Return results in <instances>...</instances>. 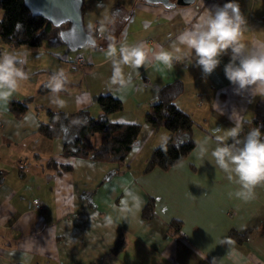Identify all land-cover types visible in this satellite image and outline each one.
Segmentation results:
<instances>
[{
  "label": "crops",
  "instance_id": "0c3cea01",
  "mask_svg": "<svg viewBox=\"0 0 264 264\" xmlns=\"http://www.w3.org/2000/svg\"><path fill=\"white\" fill-rule=\"evenodd\" d=\"M222 1L164 6L146 0H83V26L97 25L101 42L84 51L73 49L60 35L36 47L10 46L0 37V53L25 59L29 73L7 101H0V169L5 174L0 183V264H264V186L247 202L230 197L239 186L214 168L209 157L200 159L194 151L196 142L218 134L217 128L254 116L260 97L237 95L225 76L230 54L207 76L199 67L186 66L187 61L174 62L172 69L148 62L139 68L123 66L130 80L126 88L110 83V43L169 48L197 22L204 7ZM236 2L246 20L243 41L250 50L264 47V0ZM78 52L85 64L73 67L69 62ZM60 69L69 79L59 93L63 107L53 103L50 90L37 91ZM174 79L183 83L174 103L195 122L194 145L175 164L143 171L151 148L170 134L145 121L144 114L156 100L157 88ZM104 93L123 104L108 115L110 121L141 124L122 163L63 155L61 137L38 132L47 119L46 108H87L96 117L100 108L94 97ZM27 96V109L16 117L10 99ZM91 130L96 146L101 124L94 122ZM35 198L42 205L39 211L32 206ZM148 200L152 215L144 218L141 210ZM173 221L179 226H172Z\"/></svg>",
  "mask_w": 264,
  "mask_h": 264
},
{
  "label": "clouds",
  "instance_id": "9594fccd",
  "mask_svg": "<svg viewBox=\"0 0 264 264\" xmlns=\"http://www.w3.org/2000/svg\"><path fill=\"white\" fill-rule=\"evenodd\" d=\"M245 25L240 5L236 0H228L222 6L204 7L197 22L182 31L169 48L159 44L149 47L145 42L119 47L115 42L110 43L106 51L112 65L110 83L119 89L126 88L130 80L125 78L123 66L139 68L148 62L172 69L174 62L187 61L186 66L199 67L207 76L220 65L221 57L230 54L224 73L234 86V92L237 95L246 92L253 98L264 99V47L248 48L243 41ZM100 30L104 31L103 25ZM25 63L19 55L0 53V101H7L21 82L29 79V73L23 67ZM68 83V75L63 69L53 72L47 80L45 87L58 107L64 106L59 93ZM215 131L218 134L196 142L195 153L200 159L209 157L208 162L214 168L239 186L234 193H229L230 197L234 195L245 202L254 199L256 188L264 186V134L259 128H252L241 137L242 122L238 118H235L234 127ZM161 139L162 149L166 150L168 138Z\"/></svg>",
  "mask_w": 264,
  "mask_h": 264
},
{
  "label": "trees",
  "instance_id": "16d2710c",
  "mask_svg": "<svg viewBox=\"0 0 264 264\" xmlns=\"http://www.w3.org/2000/svg\"><path fill=\"white\" fill-rule=\"evenodd\" d=\"M228 2L223 0L221 6ZM83 6V0H82ZM81 6V10H82ZM0 37L10 46H40L44 39L58 36L61 29H65L68 23L61 25L51 24L45 17L33 14L25 5L24 0H0ZM18 25L20 26L18 28ZM93 38L90 46L98 47L100 36L97 25L91 29H85ZM47 82L41 83L37 91L44 93L49 91L45 87ZM183 83L180 79L163 83L156 90V100L150 105L144 114V120L154 127L163 126L169 130L166 150L162 149V142L151 148L145 159L143 171L154 166L167 168L186 156L194 145L192 137L194 120L191 116L179 109L174 99L181 93ZM30 96L22 100L10 99L9 109L16 116L27 109ZM100 112L96 117L90 115L87 108L75 111H53L46 108L47 119L40 123L38 132L48 138L59 136L62 139L63 155L83 156L102 161H115L122 163L125 156L137 140L141 127L139 122H113L108 115L122 108V101L110 93L98 94L94 97ZM94 122L101 124L100 142L94 146L91 143V125ZM241 137L252 128H259L264 134V99H257L254 104V116L248 120H242ZM62 168L68 170V165ZM5 177L0 169V183ZM144 218L152 215L151 201L148 200L141 210ZM177 221L172 226H179Z\"/></svg>",
  "mask_w": 264,
  "mask_h": 264
},
{
  "label": "water",
  "instance_id": "95a60500",
  "mask_svg": "<svg viewBox=\"0 0 264 264\" xmlns=\"http://www.w3.org/2000/svg\"><path fill=\"white\" fill-rule=\"evenodd\" d=\"M159 2L164 6L188 5L195 0H146ZM25 5L35 14L45 17L53 25L68 23L59 35L73 49L90 44L93 38L83 26L82 0H24Z\"/></svg>",
  "mask_w": 264,
  "mask_h": 264
},
{
  "label": "built area",
  "instance_id": "2783aa9c",
  "mask_svg": "<svg viewBox=\"0 0 264 264\" xmlns=\"http://www.w3.org/2000/svg\"><path fill=\"white\" fill-rule=\"evenodd\" d=\"M73 67H78V66H82V65H84L85 64V59H84V57H83V55L80 53V52H78L76 55H75V57L69 62ZM143 82H147V80H143ZM32 206H33V209L34 210H37V211H39V210H41V208H42V205H41V203L38 201V199H33L32 200Z\"/></svg>",
  "mask_w": 264,
  "mask_h": 264
},
{
  "label": "rangeland",
  "instance_id": "374dc122",
  "mask_svg": "<svg viewBox=\"0 0 264 264\" xmlns=\"http://www.w3.org/2000/svg\"><path fill=\"white\" fill-rule=\"evenodd\" d=\"M87 47H89L88 44H85V45L81 46L79 49H81L82 51H84Z\"/></svg>",
  "mask_w": 264,
  "mask_h": 264
},
{
  "label": "flooded vegetation",
  "instance_id": "af4514ba",
  "mask_svg": "<svg viewBox=\"0 0 264 264\" xmlns=\"http://www.w3.org/2000/svg\"><path fill=\"white\" fill-rule=\"evenodd\" d=\"M173 1V0H172Z\"/></svg>",
  "mask_w": 264,
  "mask_h": 264
}]
</instances>
